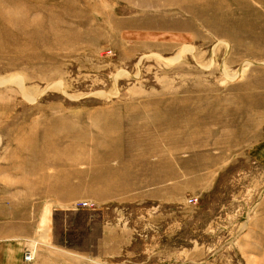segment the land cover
Masks as SVG:
<instances>
[{"label":"rangeland","instance_id":"obj_1","mask_svg":"<svg viewBox=\"0 0 264 264\" xmlns=\"http://www.w3.org/2000/svg\"><path fill=\"white\" fill-rule=\"evenodd\" d=\"M262 151L264 0H0V205L49 264H264Z\"/></svg>","mask_w":264,"mask_h":264},{"label":"crops","instance_id":"obj_2","mask_svg":"<svg viewBox=\"0 0 264 264\" xmlns=\"http://www.w3.org/2000/svg\"><path fill=\"white\" fill-rule=\"evenodd\" d=\"M255 156L256 161L264 165V151L258 152L257 155L255 153ZM54 229H56V220ZM58 235L53 232V237L51 236L54 245H35L37 250L35 261L31 263L25 262L24 255L26 251L34 248L31 245L32 242L42 241L46 237L44 228L41 227L39 219L37 220V217L32 214L25 213L20 217L17 216L16 211L12 207L5 204L0 205V264H49L46 257L58 255L64 249V245H56ZM113 239L112 230L107 235L105 234L103 243L108 249L112 247L111 245H106V243ZM97 247L95 243L93 245H84V248L67 246V252L80 254V251H82L84 255H89L90 249L96 250ZM85 249L86 251H83Z\"/></svg>","mask_w":264,"mask_h":264},{"label":"built area","instance_id":"obj_3","mask_svg":"<svg viewBox=\"0 0 264 264\" xmlns=\"http://www.w3.org/2000/svg\"><path fill=\"white\" fill-rule=\"evenodd\" d=\"M197 201H198V199L194 198V197L189 199L190 204H196ZM79 206L81 209L87 210V209H91L93 207V203L85 201V202L79 203ZM36 253H37L36 249H31V250L26 251V253L24 255L25 262H28V263L34 262L36 259Z\"/></svg>","mask_w":264,"mask_h":264}]
</instances>
